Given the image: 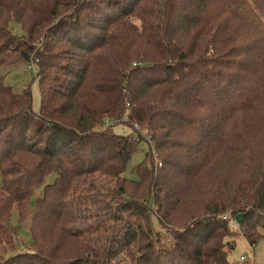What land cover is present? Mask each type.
<instances>
[{"label": "trees", "instance_id": "16d2710c", "mask_svg": "<svg viewBox=\"0 0 264 264\" xmlns=\"http://www.w3.org/2000/svg\"><path fill=\"white\" fill-rule=\"evenodd\" d=\"M18 61L41 106L0 76V264H229L237 235L264 241V0H0V67ZM218 163L229 175L166 247L157 225ZM101 177L108 194L86 189ZM94 189L112 221L87 238L69 222ZM14 206L30 213L25 251ZM241 213L238 233L223 215Z\"/></svg>", "mask_w": 264, "mask_h": 264}, {"label": "rangeland", "instance_id": "374dc122", "mask_svg": "<svg viewBox=\"0 0 264 264\" xmlns=\"http://www.w3.org/2000/svg\"><path fill=\"white\" fill-rule=\"evenodd\" d=\"M13 24L14 23H12V25ZM12 32L19 34L21 32L20 26L13 27ZM36 71V67L33 69L23 61L8 63L0 67V76L4 79L7 85L13 88L15 92L20 93L27 86L31 88L33 95V108L34 110L38 111L41 106V93L38 86V80L35 78ZM119 123L120 121L113 123V125L116 126V132L124 135H129L132 132L134 134V131L127 126L128 123L122 122L121 125ZM139 147V150L134 154L132 162L125 173V175L132 180H136L138 178L135 168L142 164L146 154L149 151V147L144 142L141 143ZM151 158L154 159L156 167L160 168L161 162L159 161V157L151 153L149 159ZM229 172L230 171L227 169V165L223 163H218L215 167L208 170L204 177L200 179V185L193 186L191 196L188 200L190 202L184 206L181 204L171 214L174 216V218L171 216V218L165 219V228H160L161 226L157 225L158 229L161 230L163 243H165L166 247H168L173 242V240L170 238V233L174 231V229L184 226L192 219V210L194 209V205H196L195 202L199 200L201 189L210 186L214 179L222 178L223 175H229L227 174ZM2 182V177L0 175V187L2 186ZM93 185L94 186L86 185V189H88V187H93L98 190L99 194H108V190L112 189L114 186L111 179H105L103 177L95 181ZM191 185H193V183ZM95 189L88 190V192H81L82 195H85L86 205L78 207V211L74 210V216L71 217V221L69 222V228L72 231H75L76 233L79 232L81 235L87 238L100 235L101 229H103V223H110L112 221L109 220L110 211L105 210L106 204L101 202L94 204L93 200H95V196L98 195V192ZM41 193V190L36 191V197L32 199L30 203V209L35 208L36 198L40 197ZM23 211L25 212L26 217H28L26 220L21 221L19 210L17 206H14L11 213L10 223L12 227L16 229L18 248L22 251H25L26 248L28 249L31 247L32 237L29 230L28 219L30 217V213L26 209H23ZM229 225L232 228V231L234 230L239 233V230H237L238 226H231L230 223ZM234 228H236V230ZM232 240L234 241V246L228 254L229 264H264V241L255 244V248H253V245H251L242 235H237ZM241 256H246V260H241ZM119 260V264H131V258L126 256H122L119 258Z\"/></svg>", "mask_w": 264, "mask_h": 264}, {"label": "built area", "instance_id": "2783aa9c", "mask_svg": "<svg viewBox=\"0 0 264 264\" xmlns=\"http://www.w3.org/2000/svg\"><path fill=\"white\" fill-rule=\"evenodd\" d=\"M134 128L137 129L138 125H135ZM153 152L155 153V150ZM223 218L229 220L231 226H238V223L236 222L235 218H232L229 214H224ZM253 248H255V246H253ZM241 260H246V256H241Z\"/></svg>", "mask_w": 264, "mask_h": 264}, {"label": "water", "instance_id": "95a60500", "mask_svg": "<svg viewBox=\"0 0 264 264\" xmlns=\"http://www.w3.org/2000/svg\"><path fill=\"white\" fill-rule=\"evenodd\" d=\"M243 217H244L243 213L236 215L235 220L237 221L238 224L242 222Z\"/></svg>", "mask_w": 264, "mask_h": 264}]
</instances>
